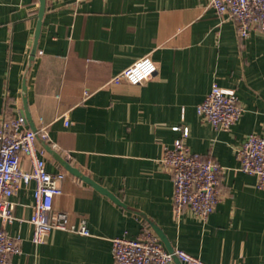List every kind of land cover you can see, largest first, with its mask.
Returning a JSON list of instances; mask_svg holds the SVG:
<instances>
[{"label":"crops","instance_id":"1","mask_svg":"<svg viewBox=\"0 0 264 264\" xmlns=\"http://www.w3.org/2000/svg\"><path fill=\"white\" fill-rule=\"evenodd\" d=\"M209 1L45 0L32 55L40 0H0V121L23 116L25 87L33 125L47 135L35 146L49 172L64 174L48 217L84 218L90 231L54 228L33 244L35 182L21 184L11 197L15 220L5 226L21 238L10 264H114L112 239L154 231L152 224L173 249L204 262L264 264V190L239 169L236 153L249 133L264 136V32L251 27L241 37ZM145 55L156 65L149 81L110 82ZM213 84L235 89L242 107L227 130L196 114ZM174 126L188 128L191 151L222 167L220 200L206 220L188 207L173 210L172 175L160 159L182 134ZM21 165L31 169L25 156Z\"/></svg>","mask_w":264,"mask_h":264},{"label":"built area","instance_id":"2","mask_svg":"<svg viewBox=\"0 0 264 264\" xmlns=\"http://www.w3.org/2000/svg\"><path fill=\"white\" fill-rule=\"evenodd\" d=\"M85 0H75L81 2ZM209 6L217 15L233 18L238 34L245 38L250 28L264 32V0H210ZM156 72V65L150 56L136 59L131 65L114 75L110 82L143 85ZM196 114L204 117L215 129L227 130L240 117L242 107L233 88L213 84L203 100L195 107ZM41 120V119H40ZM64 123L69 124L67 117ZM171 147H165L160 161L168 167L174 186L173 210L178 216L188 207L194 216L206 220L220 200L221 165L212 158H201L191 151L183 139L188 128ZM37 135L47 136L45 127L32 130L25 126L23 116L0 121V264H10V256L20 252L21 238L9 235L5 226L15 220V204L11 197L21 184L35 182L32 213L29 222L33 226L31 241L38 245L48 233L56 228L89 235L84 218L77 224H68L65 212H56L51 218L53 198L61 193V172L51 173L46 169L43 150L37 149ZM239 169L255 175L257 187L264 190V136L256 133L246 135L237 149ZM22 156L30 162L31 169L22 167ZM114 264H175V256L182 264H210L182 249L169 252L159 236L149 227H143L137 237L117 236L112 239Z\"/></svg>","mask_w":264,"mask_h":264},{"label":"water","instance_id":"3","mask_svg":"<svg viewBox=\"0 0 264 264\" xmlns=\"http://www.w3.org/2000/svg\"><path fill=\"white\" fill-rule=\"evenodd\" d=\"M44 4H45V0H40V8H39V12H38V24H37V28H36V32H35V39H34V45H33V49L31 54L33 55L36 52V42H37V38L39 35V28H40V18L42 16L43 10H44ZM25 86V85H24ZM23 102H24V112H23V117L25 119V122L27 121L28 124L30 125V128L32 130H36V127H34L32 119L30 117L29 111L27 110V102H26V95H25V87L23 88ZM68 170L80 177L81 179H83L84 181L88 182L90 185H92L95 189H97L98 191L106 194L108 197H110L115 203L121 205V201L110 191H108L107 189H105L104 187H102L101 185H99L98 183H96L94 180H92L91 178H89L87 175L83 174L79 169H77L76 167H68ZM152 227L154 229V231L156 232V234L159 236V238L162 240V242L164 243L166 249L169 252L173 251V247L169 244L168 240L166 239L164 233L155 225L152 224ZM175 264H182L175 256L173 257Z\"/></svg>","mask_w":264,"mask_h":264}]
</instances>
